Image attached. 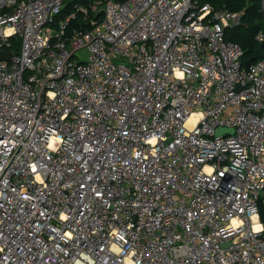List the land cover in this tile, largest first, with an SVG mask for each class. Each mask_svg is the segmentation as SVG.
Listing matches in <instances>:
<instances>
[{
    "label": "built area",
    "instance_id": "built-area-1",
    "mask_svg": "<svg viewBox=\"0 0 264 264\" xmlns=\"http://www.w3.org/2000/svg\"><path fill=\"white\" fill-rule=\"evenodd\" d=\"M68 1L0 0V264H264L244 10Z\"/></svg>",
    "mask_w": 264,
    "mask_h": 264
},
{
    "label": "trees",
    "instance_id": "trees-1",
    "mask_svg": "<svg viewBox=\"0 0 264 264\" xmlns=\"http://www.w3.org/2000/svg\"><path fill=\"white\" fill-rule=\"evenodd\" d=\"M75 1L67 2L57 18L61 21L68 15ZM202 4L208 3L213 7L224 5L231 11L244 10L243 23L238 28L228 30L225 34L227 41L236 43L243 51L242 62L252 58L253 62H257L263 57V45L255 41L256 33L262 28L261 15L259 12V0H200ZM81 17L71 21L70 28L80 25ZM14 50H16L14 48Z\"/></svg>",
    "mask_w": 264,
    "mask_h": 264
},
{
    "label": "water",
    "instance_id": "water-1",
    "mask_svg": "<svg viewBox=\"0 0 264 264\" xmlns=\"http://www.w3.org/2000/svg\"><path fill=\"white\" fill-rule=\"evenodd\" d=\"M264 46V45H263ZM11 52L5 53V57L10 56ZM4 54L0 53V58H3ZM253 63V59L250 58L244 62V67L248 69V67ZM258 211H259V217L261 222L264 224V205L260 200L257 201Z\"/></svg>",
    "mask_w": 264,
    "mask_h": 264
},
{
    "label": "rangeland",
    "instance_id": "rangeland-1",
    "mask_svg": "<svg viewBox=\"0 0 264 264\" xmlns=\"http://www.w3.org/2000/svg\"><path fill=\"white\" fill-rule=\"evenodd\" d=\"M69 2H72V0H69L68 3H69Z\"/></svg>",
    "mask_w": 264,
    "mask_h": 264
}]
</instances>
